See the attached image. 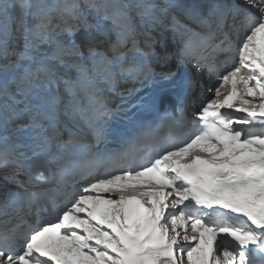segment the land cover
I'll list each match as a JSON object with an SVG mask.
<instances>
[{
	"label": "snow or ice",
	"instance_id": "snow-or-ice-1",
	"mask_svg": "<svg viewBox=\"0 0 264 264\" xmlns=\"http://www.w3.org/2000/svg\"><path fill=\"white\" fill-rule=\"evenodd\" d=\"M0 191V264H264V0H0Z\"/></svg>",
	"mask_w": 264,
	"mask_h": 264
},
{
	"label": "bare ground",
	"instance_id": "bare-ground-1",
	"mask_svg": "<svg viewBox=\"0 0 264 264\" xmlns=\"http://www.w3.org/2000/svg\"><path fill=\"white\" fill-rule=\"evenodd\" d=\"M163 43H164V41L161 39V44H163ZM198 80L201 81L199 84L202 83L204 85V91L203 92L206 93V96L207 97H211L213 95V92L210 89L213 86L216 85L214 83V78L213 79L208 78L206 70L202 69L199 72V78H198ZM199 97H200V89L198 87L197 88V92H196V105H197V107H199V102H200ZM223 110H224L225 113L231 112V110H228V109H223ZM231 114L232 115H239L238 113H234V112H232ZM190 118L193 119V120H194V118H196L195 112L192 111L190 113ZM81 215H83V214H81Z\"/></svg>",
	"mask_w": 264,
	"mask_h": 264
},
{
	"label": "rangeland",
	"instance_id": "rangeland-1",
	"mask_svg": "<svg viewBox=\"0 0 264 264\" xmlns=\"http://www.w3.org/2000/svg\"><path fill=\"white\" fill-rule=\"evenodd\" d=\"M214 83H215L216 85L219 83L218 80H217V78L214 79Z\"/></svg>",
	"mask_w": 264,
	"mask_h": 264
}]
</instances>
